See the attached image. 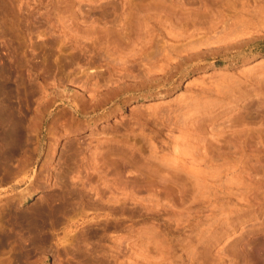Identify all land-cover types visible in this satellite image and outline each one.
Masks as SVG:
<instances>
[{
	"label": "rangeland",
	"instance_id": "1",
	"mask_svg": "<svg viewBox=\"0 0 264 264\" xmlns=\"http://www.w3.org/2000/svg\"><path fill=\"white\" fill-rule=\"evenodd\" d=\"M0 264H264V0H0Z\"/></svg>",
	"mask_w": 264,
	"mask_h": 264
}]
</instances>
